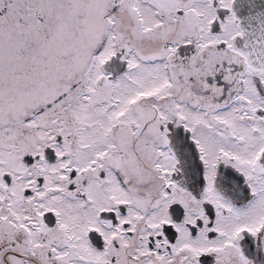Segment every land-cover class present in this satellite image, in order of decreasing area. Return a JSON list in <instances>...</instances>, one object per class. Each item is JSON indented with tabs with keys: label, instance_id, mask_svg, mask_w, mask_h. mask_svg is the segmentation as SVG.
Returning <instances> with one entry per match:
<instances>
[{
	"label": "snow or ice",
	"instance_id": "1",
	"mask_svg": "<svg viewBox=\"0 0 264 264\" xmlns=\"http://www.w3.org/2000/svg\"><path fill=\"white\" fill-rule=\"evenodd\" d=\"M0 264H264V0H0Z\"/></svg>",
	"mask_w": 264,
	"mask_h": 264
}]
</instances>
